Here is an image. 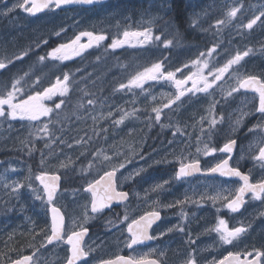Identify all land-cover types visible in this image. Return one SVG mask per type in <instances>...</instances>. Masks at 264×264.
Returning a JSON list of instances; mask_svg holds the SVG:
<instances>
[{
	"label": "rangeland",
	"instance_id": "obj_1",
	"mask_svg": "<svg viewBox=\"0 0 264 264\" xmlns=\"http://www.w3.org/2000/svg\"><path fill=\"white\" fill-rule=\"evenodd\" d=\"M205 3L204 0H199L198 4L193 6V11H197L202 19L196 23H201L199 29L204 33L206 44L196 47L190 45L189 47L196 48V51H185L182 55L177 52L173 60L187 65L185 74L197 72V68L202 67L203 62L207 60L208 67L203 68L201 75L211 82L214 76L209 74L210 70L214 72L216 68L224 66L238 53L243 57L238 64L224 73L221 79L216 80L207 92L194 89L189 95L196 100L198 119L205 124L203 137L207 136L209 139L215 134L219 143L225 144L234 137L242 136L244 143L235 159L236 164H242L246 158L249 159V174L254 182H259L264 180V162L253 157L264 144V117L255 111L258 99L254 93L242 89L232 92V89L238 87L239 79L249 75L259 76L264 80V15H261L264 13V0H206ZM16 4L17 2L3 3L0 0V60L6 65L39 46L46 49L47 55L61 44H71L82 32L98 33L105 27L107 31L103 35L106 39L103 41L108 40L110 47L113 40L122 39V32L128 28L126 24L107 20L101 23L95 15L86 23L60 20L52 14L33 19L23 9L14 8ZM13 8V11H8ZM233 8L238 10L237 14L229 19L227 14ZM257 17L259 19H256ZM253 19H256V23L252 28L246 27ZM218 21L224 23L218 24ZM146 24L145 27L140 24L139 26L143 31L150 30L153 39L143 44L139 42L143 38L132 39L122 47L116 49L110 47L111 50L162 49L163 39H155L157 36L162 38L161 34L156 32L161 25ZM103 41L98 44L92 42L91 47L80 49L81 44L89 43V37L82 36L77 44L72 45L74 50H79V55L75 54L74 50L69 52L71 47L64 50V54L69 56L68 59L54 60L47 56L49 60L46 62L52 63L54 60L64 63L76 59L85 49L99 47ZM213 47L216 49L215 52L211 56L207 55L208 50ZM169 50L171 51L170 48ZM245 52L248 54L243 55ZM201 53L205 55L201 56ZM154 54L156 53L141 55L136 62L137 65L129 72H118L108 77L101 74L102 79L91 78L93 82L89 79L86 82L87 88H84L83 83L73 81V75L65 71L54 72L49 77L46 75L43 79L35 78L33 81H29L31 78L28 77L23 79L22 74L20 75V84L17 87L21 91L16 93L14 103L52 87L58 78L62 81L65 74L69 75V84L64 96L57 92L51 99L42 101L46 107L53 109L48 116H41L38 120L21 119L19 116L13 119L7 115L0 117V244L22 236L21 242L30 247L37 241L38 233L45 231L46 225L48 226L47 208L50 204L35 178L42 172L57 173L61 176V189L52 203L61 204L65 209L67 203L70 207L69 217L74 223L85 219V201L76 185L83 183L84 178L93 176L94 172L111 166L120 169L125 176V171L135 168L137 160L158 158L172 162L182 160L184 152L182 148L176 150L175 146L171 147L170 155L167 154V145L164 151L159 153L156 150L150 153L141 150L145 141L141 131L149 133L156 129L155 133H161L166 127L164 112L167 108L163 105L167 103L168 92L164 79L144 81L142 87H120L121 84L128 85L133 76L148 68V64L162 63L165 53ZM176 54L178 55L175 56ZM197 59L201 63L194 66L192 62ZM197 81V88H203L204 82L199 77ZM13 83L6 85L2 95L13 90ZM61 101H63L61 107L56 109L55 104ZM4 107L7 113V106ZM154 108L161 109L159 121L155 119ZM121 116L124 117L123 121L116 123ZM213 119L217 121L215 126L211 125ZM238 119L239 124L236 123ZM45 124L48 125L47 132L42 130ZM162 145L164 146V143ZM205 146L209 149L214 148L209 143H203L201 156L204 159L212 164L220 160V157L216 156V151L205 155ZM121 164L124 167H119ZM217 182L227 183L229 187L205 184L202 188L196 187L199 188L198 192H203L199 199L207 203L216 202L217 208L213 209V206L209 210L216 212L214 215L216 221L224 220L228 228L232 229L233 226L228 225L227 217L219 214L224 212L227 201L234 196L240 184L235 181ZM163 183L164 181L156 182L154 189L152 188V191H155L157 205L162 202L163 193L159 191L162 190ZM17 184H23L24 187L13 191ZM157 185L161 187L157 188ZM172 185L171 189H167V193L169 192L167 195L180 198L182 201H185L186 197H191L185 185L178 184L175 187L174 182ZM37 196L41 198L37 199ZM217 196L228 199H212ZM171 204L172 202L167 204V207ZM205 205V210L210 208V204ZM37 211H40L42 216V227L38 230L35 229ZM236 227L246 229L234 240L236 251H245L248 247L264 250V194L260 199L252 197L246 209L240 215L237 214ZM214 238L222 242L220 233L216 232ZM170 245L173 244H169V248ZM53 256L51 250L42 253L43 262L54 261Z\"/></svg>",
	"mask_w": 264,
	"mask_h": 264
},
{
	"label": "flooded vegetation",
	"instance_id": "obj_2",
	"mask_svg": "<svg viewBox=\"0 0 264 264\" xmlns=\"http://www.w3.org/2000/svg\"><path fill=\"white\" fill-rule=\"evenodd\" d=\"M198 1L199 0H101L91 5L76 4L61 6L60 8L45 9L36 15H31L26 11L25 13L33 19H39L52 14L60 20L68 22L83 21L84 23L91 20L92 15H95L100 19L101 23L107 20L126 24L128 28L122 32L123 39V33L125 31L143 32L139 24L143 27L147 25L146 23H148L149 26L154 24L164 25L172 19L174 20L177 18L188 20L192 23L202 21L199 17L200 14L197 11H193V6L197 5ZM2 2L18 3V0H2ZM205 2L206 0H204V3ZM101 31L92 33L94 35H103L107 31V27L101 29ZM141 38L143 37H130L129 40H139ZM71 50H74V48L72 47L69 52ZM88 51L90 50L85 49L81 55ZM173 51L180 52L182 55L185 51H196V48H177ZM170 55L172 54H169L167 64H162L165 71L175 72L176 79H185L187 76L191 75L185 74V66L182 62L173 63ZM147 67H151V64H148ZM178 68L180 69L179 72L176 71ZM194 79L197 81L198 77H194ZM156 80H145V82H154ZM163 82L168 92L167 103L169 100H174L175 103L171 104L170 107L167 108V111L164 112L166 127L161 133H155L156 129H152L149 133L141 131L145 139L141 150L146 153L156 150V152L159 153L163 152L167 145V154L170 155L172 146H175L176 150L182 148L184 152L182 158L183 162L189 163L194 160H199L200 171L193 172L191 175L177 180L175 176L180 161L172 162L165 158L137 160L135 161V163H137L134 165L135 168L125 171V176L120 169L111 166L96 171L92 174L93 176L84 178L83 183L76 185L85 201V219L81 222L76 221L72 223L69 217L70 214L68 211L70 207H68V204L66 203L67 209H65L61 204L55 203L54 205L61 209L64 216V226L61 234L62 239L54 241L51 244L47 243L46 237L51 233L50 222L48 221V226L46 225L45 231L42 230L38 233L37 241L30 247L21 242L20 239L22 236H18L19 239H12L0 244V264L12 263L29 254L32 257L30 264H66L67 258L71 255V245L66 242L67 236L73 232H83L85 228L87 232L82 237L81 247L88 255L82 257L76 264H99L105 261H113L121 256L124 258L155 260L159 264H185L190 258H194L196 264H216L224 257L228 256L230 252L233 254L238 253L241 259L247 256V253L251 252L252 256H247V260L249 261L255 257L257 250L264 252L261 248L255 250L249 247L246 248L245 251H236L234 241L232 244H224L214 238L217 232L215 229L219 220L216 221L214 218L216 212H212L209 209H212L213 206V209L217 208L215 205L216 202H202L199 196L202 197L203 192H198V190L202 188L204 184L211 186L218 185L222 188L229 187L227 183L220 184L217 182L220 180H223V182L235 181L239 184L240 182L235 178L217 176L208 171V169L215 167L216 164L223 160L226 154L219 151L224 144L219 143L215 134L214 137L209 139H207V136L203 137L202 135L205 124L198 119L199 111L195 106L196 100H193V96L189 95V93L195 89L193 88V81L188 80L183 86L185 94L181 96L179 100H175L176 95H178L175 83L165 79ZM83 84L84 88H87V85L85 83ZM187 89L192 90L187 91ZM189 105L191 106L189 107ZM241 137L242 136L233 138L236 139V150L233 153L230 166L249 174L248 164L250 160L246 158L242 164H236L235 160L244 143ZM205 142L216 149V156L220 157V160L216 163H209V160L201 156V146H203ZM163 143L164 146L162 145ZM157 161H160V163H157ZM113 169H118L114 177L116 191L127 193V197L121 202L113 203L104 207L101 211L94 213L91 210V194L85 189L89 183H93L97 180L102 173ZM249 176L251 175L249 174ZM251 180L253 181L252 176ZM163 181L164 186L162 185V190L159 191L163 193L162 202L160 205H157L155 191H152V188L154 189L156 182ZM165 181H167V183H165ZM173 182L175 187H177L178 184L182 186L185 185L189 190L187 193L189 195L191 194V197H186V200L182 201L180 198L167 195L169 193H167V189L173 187ZM196 187L199 188L196 189ZM57 195L58 193L55 195L54 199ZM262 196L263 194L261 197ZM252 197L256 198L253 194L247 195L246 203L239 213L230 211L226 207L224 212L219 215L226 216L228 225L235 228V218L237 214L240 215L246 209ZM177 201H182L183 203H176ZM171 202V206L167 207V204ZM205 204H210V208L205 210ZM204 210L207 211V213H205ZM40 211L43 213L42 209H40ZM40 211H37L38 213L36 212V230L42 227V216ZM153 211L160 213V218L155 220L151 227L148 228L149 235L155 238L144 240L142 243H138L129 248L128 244L130 243L131 234L128 231V225L131 224L133 220H139L140 217ZM125 217H127V219H125ZM169 229L172 230L168 231ZM181 229L183 230L181 231ZM161 233H163V235H161ZM169 244H173L170 245L172 248H169ZM49 250L54 254V261L49 263L43 262L42 253ZM259 264H264V259H261Z\"/></svg>",
	"mask_w": 264,
	"mask_h": 264
},
{
	"label": "snow or ice",
	"instance_id": "obj_3",
	"mask_svg": "<svg viewBox=\"0 0 264 264\" xmlns=\"http://www.w3.org/2000/svg\"><path fill=\"white\" fill-rule=\"evenodd\" d=\"M95 2H97V0H18V3L14 5V8L18 7L32 15H35L36 13L41 12L45 9L60 8L62 5L93 4ZM14 8L8 9V11L9 12L13 11ZM237 11L238 10L236 8L231 9L227 14L229 19L235 17ZM261 15H264V13H261ZM256 19H259V17H257ZM256 19L249 21L246 27L252 28L253 24L256 23ZM217 23L223 24L224 21H218ZM57 35H59V33H57ZM82 36L89 37V43L87 45L81 44L80 49H83L85 47H91L92 42H96L98 44L100 41L106 39V36L104 35H94L92 32H82L80 33V35L76 36L75 40H73L71 44H61L59 47L49 52L47 56L54 60L68 59L69 56L67 54H64V50L69 49L72 47V45L77 44V42L80 41ZM123 37H124L123 39L113 40L110 47L113 49L122 47L124 44L129 43L130 37L132 38L143 37V39L139 41L141 44L153 39L150 30L148 29H145L143 32L125 31L123 33ZM155 39L159 40L160 37L157 36L155 37ZM170 43L171 41H167L165 43V46L167 47V45ZM215 50H216L215 47L209 49L207 55L211 56L212 53L215 52ZM74 51L75 54L79 55V50H74ZM247 54L248 53L245 52L243 55H247ZM200 55L204 56L205 53H201ZM45 58L46 57L44 56L39 57L41 61H43ZM242 58L243 57L238 53L235 57L229 59L224 66L216 68L214 72L210 70L209 74L214 76V79L211 82H209L206 77H203L201 75L203 68L208 67L207 60L203 62L202 67L197 68V72L192 73L191 75L187 76L185 79H176L175 72L165 71L163 69L162 63L156 62L153 63L151 67L145 68L143 72L137 73L135 76H133L132 79L129 80L128 85L121 84L120 87L121 88L130 87V86L142 87L143 82L145 80L165 79L168 81H173L175 83L176 88L178 90V95H176L175 100H179L180 97L185 94V90L183 86L188 82V80L193 81V88H195L197 91L207 92L208 89L212 87V84L215 83L216 80L221 79L224 73L228 72L233 65L238 64ZM200 63L201 62L199 59L192 62L194 66L200 65ZM6 67L7 65L4 63V61L0 60V69H5ZM185 67H187V65ZM176 71L179 72L180 69L178 68L176 69ZM194 77H199V79L204 82L203 88H197V81L196 79H194ZM19 84L20 81L16 80L12 84V89H13L12 91H8L5 95H0V117H4L5 115H7L8 117H11L13 119L19 116L21 119L27 118L29 120H38L41 116H48L49 113L53 111V109L46 107L42 103L43 100L51 99V97L57 94V92H59L60 96H64L65 93L68 91L69 75L65 74L63 76L62 81L58 78L55 85H53L50 88L44 89L43 92H36L35 95H29L27 99H21L18 103H14L13 101L16 99V93L21 91V89L17 87V85ZM240 89H251L254 93L258 94V107L255 108V111L260 113L261 116L264 117V80H260L256 76H247L245 78L238 80V87L233 88L232 92H237ZM191 90L192 89H187V91H191ZM229 95H231V92L229 93ZM62 103L63 101L55 104V108L59 109ZM89 103H92V101H89ZM173 103H175L174 100H169V102L165 103L163 107L168 108ZM4 106H7L8 109L7 113ZM153 111L156 113L155 119L159 121L161 109L154 108ZM123 119L124 117L121 116V119L119 121H116V123H121ZM222 119L223 117H221V120ZM216 122L217 121L213 119L211 121V125L215 126ZM236 123L239 124L240 120L238 119ZM42 130L47 132L48 125L45 124ZM235 143H236L235 140H229L227 143L224 144V146L221 149H219V151L224 153H231L233 151V146L235 145ZM215 151H216L215 148L209 149L207 146H205L204 149L205 155H210ZM105 159L107 160L108 157H105ZM253 159L260 162H264V146L259 147L258 154L255 155ZM157 163H160V161H157ZM119 167L122 168L124 167V165L121 164ZM117 170L118 169H113L112 171L105 173V176L107 177L108 180L109 188L111 190V195L108 196L109 200H111L114 197H118L122 199L127 197V193L116 191L114 177L116 175ZM197 171H200L199 160H194L189 163H184L183 160H181L179 163L178 171L176 172L175 179L179 180ZM208 171L212 173H219L221 176L239 177L240 180L243 181L241 187L238 189V193L236 197L228 201L226 205L232 211L238 210L240 204L243 203L242 198L245 193L251 192L257 199H260L261 195L264 194V180H261L256 184L250 183L249 176L241 173L238 168L229 166V162L227 159L222 160L220 163L216 164L215 167L208 169ZM35 178L44 185V191L47 194L48 203L51 204L56 193V181L59 179V177L55 175L48 177L47 174H41L36 176ZM46 179L48 182H46ZM99 183L100 181H96V184ZM165 183H167V181H165ZM22 187H24L23 184H17L13 188V191H16L17 189ZM156 187L159 188L161 187V185H157ZM85 190L90 191L93 195V200L91 202L92 212L95 213L101 211L104 207L107 206V204L104 203L103 201L98 203L96 199V188L94 184L89 183L88 187ZM40 198L41 197L37 196V199ZM212 199L227 200L228 198L217 196V197H213ZM176 203H183V202L177 201ZM51 212H52L51 235L46 237L47 242L49 244H51L54 240L58 241L62 239L61 233L63 231V216L60 214V210L53 206L51 208ZM159 218H160V213L157 211H153L151 213H147L145 216L140 217L139 220H133L132 223L128 225V231L131 234L130 243L128 244V247L131 248L133 245L142 243L144 240L154 239L155 237L149 235L148 228H150L152 223L155 220H158ZM125 219H127V217H125ZM171 230L172 229H169L168 231ZM182 230L183 229H181V231ZM215 231L220 233V240L224 244H232L235 239H237L243 232L246 231V229L244 227H236L229 229L227 223L224 220H219ZM83 232L86 233L87 229L85 228ZM82 235L83 233L73 232L72 234L67 236L66 242L67 244L71 245V255L67 258V264H76L78 260L88 255V253L82 249L79 243L80 239L82 238ZM161 235H163V233H161ZM238 255L239 254H233L230 252L228 256L224 257L223 260L219 261V264H233L234 260L237 262V264H241V262H239L238 260ZM246 255L252 256V253L249 252ZM229 257H232L233 259L230 260ZM31 259L32 257L25 256L22 259L15 261L14 264H29V261ZM261 259H264V252L257 250L255 253V260L253 261L244 260L242 264H259ZM104 264H157V262L155 260H147L145 258L125 259L124 257L121 256V257H117L115 261H105ZM185 264H196V261L194 258H190L185 262Z\"/></svg>",
	"mask_w": 264,
	"mask_h": 264
},
{
	"label": "trees",
	"instance_id": "obj_4",
	"mask_svg": "<svg viewBox=\"0 0 264 264\" xmlns=\"http://www.w3.org/2000/svg\"><path fill=\"white\" fill-rule=\"evenodd\" d=\"M200 24H194L188 20L179 18L172 19L167 24H164V26L163 24H159L161 26L156 32L162 36L160 38L164 42L162 49L148 48L146 49L148 51H141L140 49L121 48L120 50H111L108 47L109 41L107 40L106 42L103 41L100 44L101 46L93 48L76 59H71L64 63L54 60L52 63L46 62L49 60L47 58L41 61L39 57H47V55L46 49L39 46L30 50L27 54L18 56L14 61L7 64L8 67L0 74V95L4 93L6 85L14 79H20L21 74L23 79H27L28 77L31 78L29 81H33L35 78L43 79L46 75L49 77L54 72L65 71L73 75L72 80L76 81V83L86 84L89 79L91 82L102 79L101 74H105L108 77L118 72H129L130 69L137 65L136 62L141 58V55L151 54V52L156 53L154 55L165 53V56L162 57L164 59L162 63L167 64V53H174L172 49L190 48V45L196 47L197 45L203 46L206 44L204 33H201L199 29ZM167 41H171L168 44V49L165 46ZM15 66L17 67L14 68ZM17 73L19 74L16 75Z\"/></svg>",
	"mask_w": 264,
	"mask_h": 264
},
{
	"label": "water",
	"instance_id": "obj_5",
	"mask_svg": "<svg viewBox=\"0 0 264 264\" xmlns=\"http://www.w3.org/2000/svg\"><path fill=\"white\" fill-rule=\"evenodd\" d=\"M99 1H101V0H97V2H99ZM97 2H95V3H97ZM94 4V3H93ZM70 5H76V4H70ZM82 5H91V4H82ZM62 6H65V5H62ZM44 11V10H43ZM42 12V11H41ZM39 13V12H38ZM37 14V13H36ZM35 14V15H36ZM3 69H0V72L2 71ZM251 76H255V75H251ZM256 77H258V76H256ZM260 80H261V78L260 77H258ZM243 90H245V91H248V92H253L251 89H243ZM254 93V92H253ZM255 94H257V93H255ZM257 96H258V94H257ZM232 140H235V139H232ZM236 141V140H235ZM224 146V145H223ZM262 146H264V144L262 145ZM235 149H236V143H235V145L233 146V151L231 152V153H226L227 154V157L225 158V159H227L228 160V162H229V166H230V160H231V158H232V156H233V153H234V151H235ZM224 153V152H223ZM224 159V160H225ZM240 170V169H239ZM110 171H112V170H109V171H106V172H110ZM106 172H104L97 180H95L92 184H94L95 185V188H96V199H97V201H98V203L99 202H101V201H103L104 203H106L107 204V206H109V205H111V204H113V203H116V202H121L122 200H124L125 198H118V197H114V198H112L111 200H109L108 199V196L109 195H111V190H110V188H109V184H108V180H107V177L105 176V173ZM240 172L241 173H243V174H245V175H248L247 173H244V172H242L241 170H240ZM212 173V172H211ZM42 174H47V176L48 177H50V176H53V175H55V176H58L59 177V179L56 181V193L58 192V190H59V188H60V182H61V177L57 174V173H46V172H44V173H42ZM212 174H214V175H217V176H221L219 173H212ZM41 175V174H40ZM249 176V175H248ZM221 177H225V178H235V179H237V180H239L240 182H241V185H242V183H243V181H241L240 180V178L239 177H235V176H221ZM103 178V179H102ZM249 180H250V183H253V184H256V183H258V182H252L251 181V177L249 176ZM38 181V183L42 186V188H43V190H44V185L39 181V180H37ZM96 181H100V183L99 184H96ZM46 182H48L47 181V179H46ZM114 183H115V181H114ZM241 185H240V187H241ZM88 187V186H87ZM86 187V188H87ZM239 187V188H240ZM90 194H91V198H92V200H93V195H92V193L90 192V191H88ZM44 193H45V191H44ZM55 193V194H56ZM237 193H238V190H237V192H236V194L234 195V197H232L230 200H232V199H234L235 197H236V195H237ZM251 192H248V193H245L244 195H243V203L242 204H240V206H239V208H238V210L237 211H233V212H235V213H238V212H240L242 209H243V207H244V205H245V203H246V196L248 195V194H250ZM45 195H46V197H47V194L45 193ZM229 200V201H230ZM228 203V202H227ZM56 207V208H58L59 210H60V214L63 216V213H62V211H61V209L59 208V207H57V206H55V205H50L49 206V209H48V211H49V218H50V228L52 227V212H51V208L52 207ZM228 208V207H227ZM92 210V209H91ZM228 210H230V211H232L231 209H229L228 208ZM63 226H64V216H63ZM79 233H83V235H82V237L84 236V232H79ZM62 234V233H61ZM50 235H51V233H50ZM81 240H82V238L80 239V241H79V243H80V246H81ZM54 241H56V240H54ZM53 241V242H54ZM48 243V242H47ZM238 254V253H237ZM25 256H30L31 257V255L29 254V255H25ZM25 256H23V257H25ZM23 257H21V259L23 258ZM125 259H128V258H125ZM224 259V258H223ZM222 259V260H223ZM229 259L230 260H232L233 258L232 257H229ZM20 260V259H19ZM116 260V259H115ZM115 260H113V261H115ZM238 260H239V262H241V264H242V262L244 261V260H247V256H245L244 258H240V255H238ZM253 260H255V257L252 259V260H250V261H253ZM17 261V260H16ZM221 261V260H220ZM249 261V260H248ZM15 262V261H14ZM14 262H12V263H9V264H14ZM30 262H31V260L29 261V264H30ZM67 264V263H66ZM99 264H104V263H99ZM157 264H159V263H157ZM216 264H219V262H217ZM233 264H237V262L234 260L233 261Z\"/></svg>",
	"mask_w": 264,
	"mask_h": 264
}]
</instances>
